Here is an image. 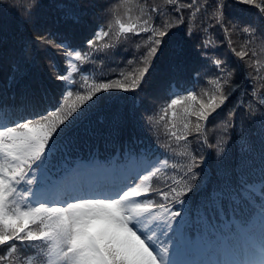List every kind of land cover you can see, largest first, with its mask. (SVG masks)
<instances>
[{"label":"snow or ice","instance_id":"obj_1","mask_svg":"<svg viewBox=\"0 0 264 264\" xmlns=\"http://www.w3.org/2000/svg\"><path fill=\"white\" fill-rule=\"evenodd\" d=\"M142 5L0 0V264H264V0Z\"/></svg>","mask_w":264,"mask_h":264},{"label":"trees","instance_id":"obj_2","mask_svg":"<svg viewBox=\"0 0 264 264\" xmlns=\"http://www.w3.org/2000/svg\"><path fill=\"white\" fill-rule=\"evenodd\" d=\"M122 5V15L125 20H127L129 17H131L133 20H136L138 18V5H142V0H120ZM233 43L239 47L243 43V38L239 35H236L232 37ZM134 50V46H133ZM127 70V69H125ZM182 111V109H181ZM168 119L171 120V114L169 113Z\"/></svg>","mask_w":264,"mask_h":264},{"label":"rangeland","instance_id":"obj_3","mask_svg":"<svg viewBox=\"0 0 264 264\" xmlns=\"http://www.w3.org/2000/svg\"><path fill=\"white\" fill-rule=\"evenodd\" d=\"M97 219H100V220H102L103 223H106L105 218L102 217V216L101 217H98ZM113 239L115 240V237ZM128 242H131L130 238H128Z\"/></svg>","mask_w":264,"mask_h":264}]
</instances>
